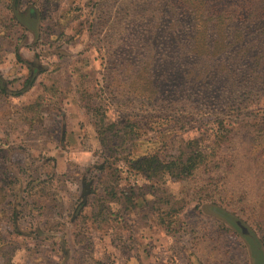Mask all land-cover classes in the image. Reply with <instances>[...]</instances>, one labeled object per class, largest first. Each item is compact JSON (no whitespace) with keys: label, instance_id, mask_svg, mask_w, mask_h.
I'll return each instance as SVG.
<instances>
[{"label":"rangeland","instance_id":"1","mask_svg":"<svg viewBox=\"0 0 264 264\" xmlns=\"http://www.w3.org/2000/svg\"><path fill=\"white\" fill-rule=\"evenodd\" d=\"M15 4L39 36L0 0V76L16 91L40 73L0 91V264H264L257 30L205 21L198 0ZM196 144L180 180L127 156Z\"/></svg>","mask_w":264,"mask_h":264},{"label":"trees","instance_id":"2","mask_svg":"<svg viewBox=\"0 0 264 264\" xmlns=\"http://www.w3.org/2000/svg\"><path fill=\"white\" fill-rule=\"evenodd\" d=\"M201 5L202 16H205V21L209 20L216 23L228 22L235 23V25H247L249 27L255 28L257 31L259 39H262L264 45V0H215V6H205L206 0H198ZM215 10H214V9ZM13 19L16 21L24 31L32 35L33 38L38 39L40 22L36 15L31 11H22L24 18L19 17L17 9H11ZM207 14V16L205 15ZM256 46L259 41L254 39ZM264 59V54H259L260 59ZM252 61V57L249 58ZM18 60L22 64H27V62L18 56ZM28 77L24 81L23 87L16 91H7L5 89L6 81L0 76V91L6 95L12 97H19L25 92H27L34 85L37 76L40 71L32 69L28 64ZM258 69V67H257ZM235 82L238 77L235 76ZM111 142V141H110ZM104 145V142L102 143ZM192 149L188 153L185 159L179 158H169L170 160H165L161 154L162 151L153 153H146L145 155H140L139 157H130V164L132 168L136 171L143 172L149 175L150 172L160 170L162 173L167 172L170 178L173 180H180L186 178L190 172L197 167V161L201 158V151L199 146L192 145ZM261 242V240H260Z\"/></svg>","mask_w":264,"mask_h":264},{"label":"flooded vegetation","instance_id":"3","mask_svg":"<svg viewBox=\"0 0 264 264\" xmlns=\"http://www.w3.org/2000/svg\"><path fill=\"white\" fill-rule=\"evenodd\" d=\"M15 1H16V0H13V7H12V8H14V9H16ZM26 11H29V10H28V9L24 10V12H26ZM18 13H20V14H19V15H20L19 17H21V18H24V17H25V16H24L25 13H21L20 11H18ZM29 65H30V67H31L32 64L30 63Z\"/></svg>","mask_w":264,"mask_h":264},{"label":"crops","instance_id":"4","mask_svg":"<svg viewBox=\"0 0 264 264\" xmlns=\"http://www.w3.org/2000/svg\"><path fill=\"white\" fill-rule=\"evenodd\" d=\"M32 87H33V86H32ZM32 87H31V88H32ZM29 90H30V89H29ZM29 90H28V91H29ZM28 91H27V92H28ZM25 93H26V92H25ZM22 95H23V94H22Z\"/></svg>","mask_w":264,"mask_h":264}]
</instances>
